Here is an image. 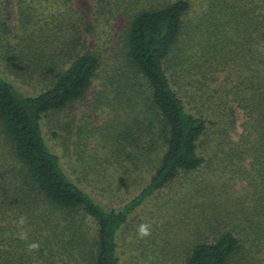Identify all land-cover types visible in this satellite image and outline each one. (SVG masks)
Segmentation results:
<instances>
[{"label":"rangeland","instance_id":"obj_1","mask_svg":"<svg viewBox=\"0 0 264 264\" xmlns=\"http://www.w3.org/2000/svg\"><path fill=\"white\" fill-rule=\"evenodd\" d=\"M2 1L0 79L22 97L37 96L47 81L41 78L44 66L59 64L76 47L100 57L82 96L45 112L38 128L67 179L104 209H123L147 185L166 148L157 137L148 150L144 140L155 128L138 127L140 119L151 120L154 110L145 78L125 57L126 16H81L89 29H81L82 43H77L78 16H40L39 7L16 16L15 0H0V9ZM188 1L179 51L168 61L167 76L184 111L205 124L196 141L203 161L177 173L127 213L115 233V254L120 264H186L194 245L227 232L239 245L233 264H264V0ZM77 6L91 8L87 0H77ZM7 56L15 60L8 63ZM127 132L142 142L125 144ZM2 149L0 139L5 157L0 170L13 164ZM6 173L0 171V183L11 176ZM1 204L4 263L28 257L29 240L20 239L21 232L39 234V248L46 245L30 252L33 264L91 260L83 256L95 235L90 215L61 210V215L47 214L43 223L44 211H36L39 220L30 221L23 203ZM20 216L26 217L22 226ZM142 223L151 228L143 238L138 235Z\"/></svg>","mask_w":264,"mask_h":264},{"label":"trees","instance_id":"obj_2","mask_svg":"<svg viewBox=\"0 0 264 264\" xmlns=\"http://www.w3.org/2000/svg\"><path fill=\"white\" fill-rule=\"evenodd\" d=\"M87 2L91 5L90 11L79 8L77 0H15L16 16L37 7L40 16H78L77 43H82L81 29H89L81 16H126L122 27L125 57L145 78L150 89L151 108L154 110L150 111L156 114L158 137L166 145L162 158L147 185L123 209H104L76 183L67 179L57 157L46 149L41 139L38 120L45 112L78 100L94 77L100 57L94 51L76 47L59 64L44 66L41 78L47 81L35 97H22L0 79V139L6 149H2L3 152L13 162L8 170H0L6 175L7 171L11 173V176H6V182L0 183V202L2 206L23 203L30 214V221L39 220L36 211H44L43 223L48 220L45 218L47 214L59 212L61 215V210L63 214L71 213L73 216L77 213L80 217L81 214L90 215L95 220V235L88 253L83 256L91 257V260L87 259L88 264H120L115 254V233L125 222L127 213L177 173L196 169L203 161L196 151V141L204 132L205 124L201 118L184 111L182 100L172 89L167 76L168 61L179 51L177 42L182 33V18L190 10V4L188 0ZM1 6L0 16H3V1ZM262 19L264 39V16ZM14 60L11 56L6 57L8 63ZM14 68L17 69V65ZM0 159L5 160V157L0 155ZM33 237L29 234L27 241L37 243L39 234L35 233ZM238 247L231 234L221 233L208 242L194 245L186 264H233L232 258ZM30 256L33 254L29 252L24 262L19 257L15 264H33ZM0 264L11 263L0 260Z\"/></svg>","mask_w":264,"mask_h":264},{"label":"crops","instance_id":"obj_3","mask_svg":"<svg viewBox=\"0 0 264 264\" xmlns=\"http://www.w3.org/2000/svg\"><path fill=\"white\" fill-rule=\"evenodd\" d=\"M150 114H151L150 116L153 119L152 118H151V120H146L145 119L144 120L145 122H143L142 119H140L139 126H138L139 129H142L144 126L148 127L151 130L155 128L154 131H148L150 133V136L144 140V144L147 141H149L148 142V147H146L148 150L151 148L153 142L157 141V137H158V124H157L156 114L152 113L151 111H150ZM152 125H154V126H152ZM133 133H134V135H136L138 133V129H136ZM133 133L132 132H127L126 135L128 136L129 139H126L125 140V142H126L125 144L135 145V147H136V143L139 142V141L141 143L142 142V139L139 138V137L134 138ZM141 134L144 135L145 134V130H142L141 131Z\"/></svg>","mask_w":264,"mask_h":264},{"label":"clouds","instance_id":"obj_4","mask_svg":"<svg viewBox=\"0 0 264 264\" xmlns=\"http://www.w3.org/2000/svg\"><path fill=\"white\" fill-rule=\"evenodd\" d=\"M17 223L19 225H24L26 223V217L24 216H20ZM151 234V228L148 224H140L138 227V235L139 237L143 238V237H147ZM19 238L22 240H26L27 239V233L26 232H21L19 233ZM28 251L29 252H33V251H37L39 249V244L38 243H28L27 245Z\"/></svg>","mask_w":264,"mask_h":264}]
</instances>
